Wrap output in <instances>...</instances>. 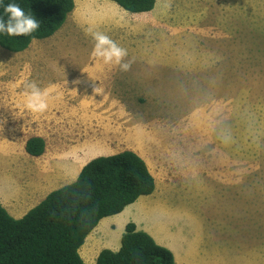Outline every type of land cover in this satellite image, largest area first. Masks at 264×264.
<instances>
[{
	"label": "rangeland",
	"instance_id": "374dc122",
	"mask_svg": "<svg viewBox=\"0 0 264 264\" xmlns=\"http://www.w3.org/2000/svg\"><path fill=\"white\" fill-rule=\"evenodd\" d=\"M74 2L50 38L0 48V174L30 137L39 180L36 162L49 177L57 156L133 151L173 221L150 223L158 245L182 264H264V0Z\"/></svg>",
	"mask_w": 264,
	"mask_h": 264
},
{
	"label": "trees",
	"instance_id": "16d2710c",
	"mask_svg": "<svg viewBox=\"0 0 264 264\" xmlns=\"http://www.w3.org/2000/svg\"><path fill=\"white\" fill-rule=\"evenodd\" d=\"M129 14L147 13L156 0H106ZM75 8L74 0H0V48L25 51L53 36ZM25 152L40 157L41 137L27 139ZM154 178L135 152L122 151L88 161L70 184L50 192L22 218L0 203V264H85L78 250L105 218L153 193ZM95 264H175L170 250L133 223L125 226L118 251L102 250Z\"/></svg>",
	"mask_w": 264,
	"mask_h": 264
},
{
	"label": "crops",
	"instance_id": "0c3cea01",
	"mask_svg": "<svg viewBox=\"0 0 264 264\" xmlns=\"http://www.w3.org/2000/svg\"><path fill=\"white\" fill-rule=\"evenodd\" d=\"M22 151H20V154H17V157L21 158V168L17 166L7 174H0V203L7 213L14 219L22 218L50 192L75 181L79 167L81 165V167H83L88 162L79 165L82 159L80 156H76V154H69L67 157L57 156L56 159L52 158L51 161L45 164L46 166H49L50 172H57L56 176L51 175L49 177H47V170L39 166L36 162L35 167L37 171L43 175L42 179L39 180V177L34 170V166L30 165L28 154H25V150ZM99 156L94 155L91 157L93 159ZM38 158L39 157H33L32 160ZM60 181H63L60 185L52 187L54 183ZM157 188L158 185L155 183V189L152 194H157ZM149 196L140 197L135 203L128 205L119 214L105 217L98 222L78 250L80 257L85 264H95L96 259L102 250H110L113 252L118 251L120 248L121 236L124 233L126 224L129 222L134 223L138 230L152 235L153 239L156 237L159 241L163 240L160 236L156 235V231L154 230L156 228H152L150 223L152 222L156 227L159 225L162 230L165 229L166 232H169V229H171L170 223L173 221H166L171 218V214L164 209L162 197H154V199L151 200ZM153 234H155V237ZM169 235L175 236L172 233ZM180 244L186 251L185 238L180 239ZM167 246L168 248H166L170 250L173 255L175 264H182L181 256L174 254V249L170 248L169 242ZM184 249L182 248L180 252H183Z\"/></svg>",
	"mask_w": 264,
	"mask_h": 264
},
{
	"label": "bare ground",
	"instance_id": "6f19581e",
	"mask_svg": "<svg viewBox=\"0 0 264 264\" xmlns=\"http://www.w3.org/2000/svg\"><path fill=\"white\" fill-rule=\"evenodd\" d=\"M80 1V0H79ZM84 2V1H83ZM74 151V150H73ZM70 153V152H69ZM72 165V164H71Z\"/></svg>",
	"mask_w": 264,
	"mask_h": 264
}]
</instances>
